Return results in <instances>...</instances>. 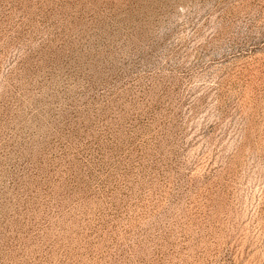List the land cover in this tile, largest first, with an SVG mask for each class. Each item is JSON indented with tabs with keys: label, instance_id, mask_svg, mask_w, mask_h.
<instances>
[{
	"label": "rangeland",
	"instance_id": "obj_1",
	"mask_svg": "<svg viewBox=\"0 0 264 264\" xmlns=\"http://www.w3.org/2000/svg\"><path fill=\"white\" fill-rule=\"evenodd\" d=\"M0 264H264V0H0Z\"/></svg>",
	"mask_w": 264,
	"mask_h": 264
}]
</instances>
